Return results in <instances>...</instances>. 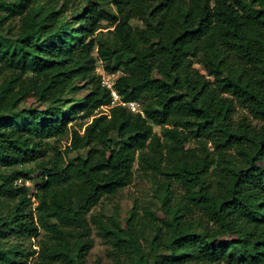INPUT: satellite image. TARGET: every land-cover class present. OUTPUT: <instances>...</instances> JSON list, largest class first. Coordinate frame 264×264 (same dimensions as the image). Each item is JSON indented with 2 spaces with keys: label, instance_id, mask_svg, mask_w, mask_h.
<instances>
[{
  "label": "trees",
  "instance_id": "obj_1",
  "mask_svg": "<svg viewBox=\"0 0 264 264\" xmlns=\"http://www.w3.org/2000/svg\"><path fill=\"white\" fill-rule=\"evenodd\" d=\"M136 162L157 211L96 212ZM94 233L98 264H264V0H0V264H87Z\"/></svg>",
  "mask_w": 264,
  "mask_h": 264
},
{
  "label": "rangeland",
  "instance_id": "obj_2",
  "mask_svg": "<svg viewBox=\"0 0 264 264\" xmlns=\"http://www.w3.org/2000/svg\"><path fill=\"white\" fill-rule=\"evenodd\" d=\"M131 24L133 26L136 25H142L138 21H132ZM98 72L102 76L103 84L111 87L115 83V81L123 74L122 72H117L115 74H108L104 71L103 65L101 62L98 63ZM86 94V91L80 92L77 96L83 97ZM35 107L44 108L45 106L35 105ZM102 111L108 112V108L104 107ZM240 115H243L246 113V111L239 109ZM79 128V125H77ZM155 131L160 133L161 129L158 126L154 127ZM83 131V129H82ZM50 144L58 145L62 147V149H65L66 146L70 145V142L67 138L61 140L60 142H56L55 140H50ZM86 151H82V155H86ZM78 154L74 153L71 154V157H76ZM138 162L134 165V180L131 185L123 189L119 195L113 200L104 201L102 204H100L96 208V212L103 211L106 215H118L121 221H125L129 215L131 210L134 208L135 204H137L139 207H141L140 212H144L143 209L145 208H152L153 210L157 211L158 209V203L154 197V188L152 185V182L150 179L145 178L142 176L141 172L138 170ZM41 184L40 180H33V181H27V185L30 188V195L35 200V196L39 192V186ZM37 203H35L36 205ZM207 222L205 218H203L199 213H196L193 215L190 224L188 226V232H199V233H205V227L207 226ZM44 237V231H40V234L38 237L34 238L32 240V245L34 248H37V242L41 238ZM94 247L91 249L88 258H87V264H98L99 262L102 263H108L110 262L109 258L107 257V246L100 240V238L94 233ZM27 245H29V242H26ZM29 264H34V258L29 259Z\"/></svg>",
  "mask_w": 264,
  "mask_h": 264
},
{
  "label": "built area",
  "instance_id": "obj_3",
  "mask_svg": "<svg viewBox=\"0 0 264 264\" xmlns=\"http://www.w3.org/2000/svg\"><path fill=\"white\" fill-rule=\"evenodd\" d=\"M109 88H111V87H109ZM111 90H112V96H113L112 105L124 106L126 108H129L134 113L141 112V104L140 103H138V102H124L121 100L120 96L118 95V93L115 90H113L112 88H111Z\"/></svg>",
  "mask_w": 264,
  "mask_h": 264
}]
</instances>
